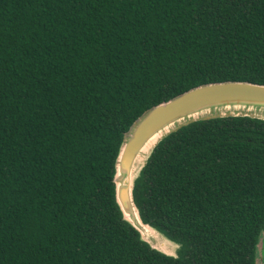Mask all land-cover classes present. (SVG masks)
<instances>
[{"label": "trees", "instance_id": "1", "mask_svg": "<svg viewBox=\"0 0 264 264\" xmlns=\"http://www.w3.org/2000/svg\"><path fill=\"white\" fill-rule=\"evenodd\" d=\"M264 84V0H0V264H254L264 121H192L134 181L138 239L113 199L123 132L199 84Z\"/></svg>", "mask_w": 264, "mask_h": 264}, {"label": "water", "instance_id": "2", "mask_svg": "<svg viewBox=\"0 0 264 264\" xmlns=\"http://www.w3.org/2000/svg\"><path fill=\"white\" fill-rule=\"evenodd\" d=\"M238 116L264 121V84L226 80L196 85L146 108L123 132L113 161V199L121 219L149 249L176 257L180 247L143 222L133 201L134 181L153 148L162 138L192 121ZM121 172L126 173L124 187L118 183Z\"/></svg>", "mask_w": 264, "mask_h": 264}, {"label": "flooded vegetation", "instance_id": "3", "mask_svg": "<svg viewBox=\"0 0 264 264\" xmlns=\"http://www.w3.org/2000/svg\"><path fill=\"white\" fill-rule=\"evenodd\" d=\"M260 243H262L261 248L259 247ZM255 249H256V256L254 258V264H257L260 257H262L261 259L264 260V229H262L260 232V235L255 245Z\"/></svg>", "mask_w": 264, "mask_h": 264}, {"label": "rangeland", "instance_id": "4", "mask_svg": "<svg viewBox=\"0 0 264 264\" xmlns=\"http://www.w3.org/2000/svg\"><path fill=\"white\" fill-rule=\"evenodd\" d=\"M120 178H119V185H122L123 187L126 185L127 183V179H126V173L125 172H121L120 173ZM145 234V232L143 233ZM262 246V243L259 244V247L261 248ZM262 257H260V259L258 260V263L257 264H264V260L261 259Z\"/></svg>", "mask_w": 264, "mask_h": 264}]
</instances>
